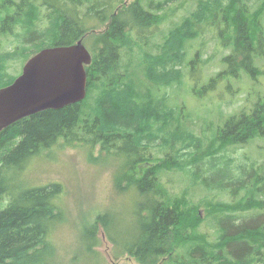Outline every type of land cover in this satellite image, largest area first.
Wrapping results in <instances>:
<instances>
[{
	"label": "trees",
	"instance_id": "16d2710c",
	"mask_svg": "<svg viewBox=\"0 0 264 264\" xmlns=\"http://www.w3.org/2000/svg\"><path fill=\"white\" fill-rule=\"evenodd\" d=\"M123 1L0 0V88L13 82L18 70L9 68L20 59L46 46L85 42L83 37L96 30L86 97L0 132V264H57L49 238L64 218L58 204L63 186L17 191L8 174L24 170L28 160L59 140L90 150L100 146L101 152L124 158L116 185L145 198L126 233L112 231L118 222L113 213L99 214L84 232L87 251L97 253L102 226L140 264H264V162L249 167L228 154L231 146L264 135V95L254 104L249 96L238 111L221 109L210 137L195 132L193 109L176 95L185 68L192 94L202 96L222 82L229 105L236 92L229 77L244 73L257 80L264 0H192L195 8L171 25L174 5L186 7L190 0H145L147 6L119 10L109 28L97 32ZM210 24L217 25L220 43L230 52L222 57V70L205 75L198 87V71L207 61L200 51L189 57L187 43L200 39L202 27ZM168 175L184 181L188 176L191 187L207 194L199 202L187 197V189L175 194L168 187L172 180L164 179ZM210 176L217 184H210ZM214 191L231 200H212ZM202 205L206 216L200 214Z\"/></svg>",
	"mask_w": 264,
	"mask_h": 264
},
{
	"label": "rangeland",
	"instance_id": "374dc122",
	"mask_svg": "<svg viewBox=\"0 0 264 264\" xmlns=\"http://www.w3.org/2000/svg\"><path fill=\"white\" fill-rule=\"evenodd\" d=\"M174 2L177 3V1ZM174 8V17L169 20V25L173 20L179 22L182 15L188 12L189 8L190 10L194 9L195 5L190 0L186 7L177 8L174 5ZM262 22L264 25V19ZM105 28L106 25L102 24L97 32H101ZM202 28L200 39L187 43L189 57L200 51L202 53L201 58L207 61L205 70L198 71L202 82L198 84V87L205 84V75L208 79L222 70V57L230 52L229 49L222 47L215 30L216 28L219 31L216 24H210L207 28L204 26ZM93 39H95V34L90 35L88 40L85 39V43L91 47ZM160 39V37L157 38V40ZM144 48L149 49V46H144ZM260 50L258 48L259 52ZM27 58L17 61L21 63V66L20 63L16 62L9 70L11 72L21 70ZM257 64L260 66L257 65L259 68L257 72L261 75L258 74L255 81H252L244 73L243 77H229L228 80L231 83L232 90L236 91L231 97L233 102L230 105L228 102L226 103V100L230 97L224 94L226 84H222V82L219 85L217 84L216 88H211L203 93L202 96L192 94L189 88V81H191L189 68H185L184 83L181 90L176 89V95L181 103L185 102L187 104L188 110H190L188 106L193 109L194 116H192V119L194 125L191 127L195 129L198 135L211 136L212 124L221 122L219 118L222 115L218 117L221 109L226 114L231 113L233 110L238 111L242 105L249 103V96L252 98L250 103L253 102L254 104L257 102V95H264V53L260 52ZM221 99L225 101L223 105H221ZM188 125L190 126L189 123ZM100 148V146H96L94 150H90L81 144L68 145L63 140H59L51 149L42 151L28 160L24 170L8 174L10 179L12 177L11 183L15 184L17 191L29 186L50 183H58L63 186L58 204L64 211V218L59 221L49 238L56 251L55 260L57 264H140L127 250L124 251L120 248V245H115L102 226L98 228L97 232L99 240L98 245L95 247L97 253L86 250L85 229L89 225H94L99 214L113 213L118 222H115L112 231L116 233L120 229L126 233L131 229L129 227L136 224L137 214H134V211L145 199L141 196L134 197L135 194L132 189L127 192L125 189L121 191L118 188L116 173L124 166L125 159L118 155H107L106 152H101ZM228 154L232 159H235V163H245L249 167L255 164L254 161L256 163L264 162V135L256 137L250 144L231 146ZM164 179L172 180L171 183L169 181L168 187L175 194L183 195L187 189V197L194 202H199L207 194L202 187V189L191 187L192 180L188 176H185V181L178 177L175 179L173 175L171 177L169 175L165 176ZM209 182L211 185H215L218 180L214 176H210ZM209 196L212 200H231L228 195H219L215 191L211 192ZM199 210L202 216H206L205 205H202ZM204 230L208 231L209 229L204 228Z\"/></svg>",
	"mask_w": 264,
	"mask_h": 264
},
{
	"label": "water",
	"instance_id": "95a60500",
	"mask_svg": "<svg viewBox=\"0 0 264 264\" xmlns=\"http://www.w3.org/2000/svg\"><path fill=\"white\" fill-rule=\"evenodd\" d=\"M89 49L79 41L44 49L25 64L22 73L0 89V132L48 109H60L87 95Z\"/></svg>",
	"mask_w": 264,
	"mask_h": 264
},
{
	"label": "flooded vegetation",
	"instance_id": "af4514ba",
	"mask_svg": "<svg viewBox=\"0 0 264 264\" xmlns=\"http://www.w3.org/2000/svg\"><path fill=\"white\" fill-rule=\"evenodd\" d=\"M144 2H145V1H143V0H124L122 3H120V4L117 5L116 10L114 11V13H113L112 15H110V17L108 18V20H106V21L103 22V23H105L106 28L108 29L109 26H110V24L112 23V17L115 16V15H117L119 10H125V11H126V10H128L129 6H130L131 4H134V3H136L139 7H143L144 4H145ZM145 5H146V4H145ZM146 6H147V5H146ZM93 21H95V20H93ZM91 22H92V21H91ZM93 23H94V22H93ZM103 23H102V24H103ZM103 25H104V24H103ZM95 33H96V30H95V31L92 30V34H95ZM90 35H91V32H90L89 34H87L86 37H83V38H86V39L88 40V37H89ZM79 41H82L83 44L89 49V51H90V53H91V55H92V61H93V51H92V47H90L88 44H86V43L84 42V39L82 40L81 38L78 39V40H76L73 44H76V43H78ZM69 45H72V44H69ZM55 46H67V45H55ZM52 47H54V46H46V47H43V48L39 49L38 51H36V52L30 54V55L28 56V58L26 59V62L23 64L22 69H21V70H18L19 73H18V72L14 73V75L16 76L15 79H16V78L22 73L25 64L28 62V60H29L31 57H33L35 54H37L38 52H40V51H42V50H44V49H48V48H52ZM91 63H92V62H91ZM91 63H90V64H91ZM90 64H89V65H90ZM89 65H87V66H89ZM20 66H21V63H20ZM87 66H86V70H87ZM20 71H21V72H20ZM87 75H88V73H87ZM15 79H14V80H15ZM14 80H13V81H14ZM8 85H9V84H8ZM8 85H6V86H8ZM3 87H5V86H3ZM3 87H1V88H3ZM1 88H0V89H1Z\"/></svg>",
	"mask_w": 264,
	"mask_h": 264
}]
</instances>
